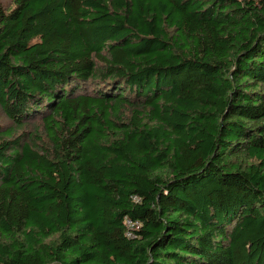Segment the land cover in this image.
I'll return each mask as SVG.
<instances>
[{
    "label": "trees",
    "instance_id": "obj_1",
    "mask_svg": "<svg viewBox=\"0 0 264 264\" xmlns=\"http://www.w3.org/2000/svg\"><path fill=\"white\" fill-rule=\"evenodd\" d=\"M9 1L0 264H264V0Z\"/></svg>",
    "mask_w": 264,
    "mask_h": 264
},
{
    "label": "built area",
    "instance_id": "obj_2",
    "mask_svg": "<svg viewBox=\"0 0 264 264\" xmlns=\"http://www.w3.org/2000/svg\"><path fill=\"white\" fill-rule=\"evenodd\" d=\"M142 224L140 221L126 219L125 220V233L130 239H134L137 236V232L140 231Z\"/></svg>",
    "mask_w": 264,
    "mask_h": 264
},
{
    "label": "rangeland",
    "instance_id": "obj_3",
    "mask_svg": "<svg viewBox=\"0 0 264 264\" xmlns=\"http://www.w3.org/2000/svg\"><path fill=\"white\" fill-rule=\"evenodd\" d=\"M1 2L5 6H9V4H10V1L9 0H1ZM2 120L4 121V123H2V124H6V125L8 124V121L6 119L2 118L1 119V122H2Z\"/></svg>",
    "mask_w": 264,
    "mask_h": 264
}]
</instances>
